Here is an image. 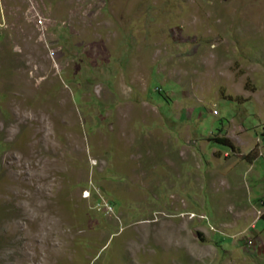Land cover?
I'll return each instance as SVG.
<instances>
[{
  "label": "rangeland",
  "instance_id": "rangeland-1",
  "mask_svg": "<svg viewBox=\"0 0 264 264\" xmlns=\"http://www.w3.org/2000/svg\"><path fill=\"white\" fill-rule=\"evenodd\" d=\"M263 214L264 0H0V264H264Z\"/></svg>",
  "mask_w": 264,
  "mask_h": 264
},
{
  "label": "trees",
  "instance_id": "trees-1",
  "mask_svg": "<svg viewBox=\"0 0 264 264\" xmlns=\"http://www.w3.org/2000/svg\"><path fill=\"white\" fill-rule=\"evenodd\" d=\"M219 140L224 141V138H220ZM262 219H264V214L262 215Z\"/></svg>",
  "mask_w": 264,
  "mask_h": 264
}]
</instances>
